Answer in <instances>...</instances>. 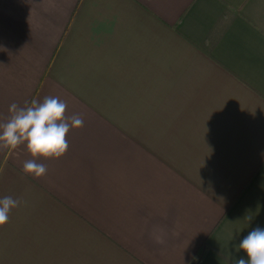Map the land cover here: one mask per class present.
Segmentation results:
<instances>
[{"label":"crops","instance_id":"crops-1","mask_svg":"<svg viewBox=\"0 0 264 264\" xmlns=\"http://www.w3.org/2000/svg\"><path fill=\"white\" fill-rule=\"evenodd\" d=\"M47 96L59 158L0 148V264H235L264 229V0H0V123ZM163 229L164 243L153 238ZM193 257H196L193 260Z\"/></svg>","mask_w":264,"mask_h":264},{"label":"clouds","instance_id":"clouds-1","mask_svg":"<svg viewBox=\"0 0 264 264\" xmlns=\"http://www.w3.org/2000/svg\"><path fill=\"white\" fill-rule=\"evenodd\" d=\"M67 104L58 97L47 96L42 102L33 99L26 107L13 103L9 107L10 116L0 123V148L16 149L26 143L27 151L33 157L23 164V171L34 178L47 174V166L37 163L35 158L59 159L69 149L67 134L72 129L82 128L84 120L80 115L65 116ZM20 201L10 196L0 198V226L9 220V213L18 207ZM163 229H154L153 238L164 243ZM247 259L240 258L235 264H264V229L251 230L239 243ZM196 257H193L195 260Z\"/></svg>","mask_w":264,"mask_h":264}]
</instances>
